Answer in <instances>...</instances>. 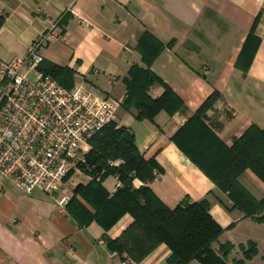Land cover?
<instances>
[{"label": "crops", "instance_id": "0c3cea01", "mask_svg": "<svg viewBox=\"0 0 264 264\" xmlns=\"http://www.w3.org/2000/svg\"><path fill=\"white\" fill-rule=\"evenodd\" d=\"M64 14L65 23L58 25ZM0 17L1 58L23 57L34 38L51 32L40 50L43 61L72 68L75 84L104 96L124 98L130 66L145 67L135 50L139 37L147 30L158 38L164 46L149 68L180 97L182 106L172 114L159 110L152 120H137L135 110L121 107L113 122L134 134L140 153L161 145L155 153L160 171L154 170L149 184L160 200L174 207L185 197L206 198L211 216L224 228L218 243L253 240L258 253L246 264H261L260 225L234 209L169 138L213 93L204 120L227 146L249 126L264 127V0H0ZM163 91L161 83L149 87L152 97ZM86 178L82 184L91 177ZM239 181L255 198L264 196V183L250 170ZM103 185L112 194L119 183L109 176ZM132 185L142 182L134 178ZM75 186L72 182L70 191L60 194L58 189L53 195L5 187L0 197V264H118L107 240L119 237L131 216L125 214L108 230L95 222L79 227L58 204ZM123 254L133 264H167L170 250L160 243L138 263Z\"/></svg>", "mask_w": 264, "mask_h": 264}, {"label": "trees", "instance_id": "16d2710c", "mask_svg": "<svg viewBox=\"0 0 264 264\" xmlns=\"http://www.w3.org/2000/svg\"><path fill=\"white\" fill-rule=\"evenodd\" d=\"M66 18V14L62 15L58 25H63ZM256 21L257 18L250 37ZM2 22L0 17V26ZM163 46L158 38L145 30L135 47L145 67L131 65L123 80L125 95L121 107L135 110L137 120H152L159 110L172 114L183 104L171 87L163 84L149 68ZM38 69L65 88L75 85V72L68 66L42 61ZM153 83L163 85L164 91L158 97L149 94ZM215 96L216 93L210 95L169 140L226 194L234 209L244 217L264 223V196L255 198L239 181V176L248 169L264 183V127L249 126L232 145L227 146L204 120V112ZM89 144L91 148L85 161L78 165L91 178L85 184H77L65 204L68 214L79 227L95 222L108 230L128 214L132 222L119 237L107 240L111 251L119 255L126 253L138 263L158 244L164 243L170 250L167 264H188L193 260L200 264H226L235 245L228 241L218 243L224 228L211 216L209 201L206 198L190 201L185 197L176 206L168 207L149 186L155 177L154 170L160 171L155 160V153L161 146L159 143L140 153L134 134L111 122L94 135ZM116 159L122 162L117 166L109 163ZM109 176H115L120 183L112 194L103 185ZM134 178H138L142 185L134 187ZM233 226L231 224L228 228ZM247 246L244 253L250 259L256 255V244L248 241ZM239 247L244 250L242 245ZM234 264L242 262L238 259Z\"/></svg>", "mask_w": 264, "mask_h": 264}, {"label": "built area", "instance_id": "2783aa9c", "mask_svg": "<svg viewBox=\"0 0 264 264\" xmlns=\"http://www.w3.org/2000/svg\"><path fill=\"white\" fill-rule=\"evenodd\" d=\"M50 36L34 38L21 58L0 57V197L7 185L53 195L70 173L81 172L89 140L114 121L122 105L123 97L100 95L83 84L68 89L40 71V50ZM112 256L118 264H133L125 254Z\"/></svg>", "mask_w": 264, "mask_h": 264}, {"label": "rangeland", "instance_id": "374dc122", "mask_svg": "<svg viewBox=\"0 0 264 264\" xmlns=\"http://www.w3.org/2000/svg\"><path fill=\"white\" fill-rule=\"evenodd\" d=\"M109 96H112V95H109ZM112 97H114V96H112ZM115 98H118V99H121V97H115ZM109 162H111V161H109ZM71 175L69 176V177H72L73 175L75 176L74 177V181L72 180V179H70V180H67V181H65V184L63 183V185L59 188V190H58V192L60 193H64L65 191H70L71 190V188H72V182H73V184L74 185H77V184H79V183H83V182H85L86 180H87V178H86V176H88V174H86V173H84L82 170H81V172H76V173H70ZM66 179V178H65ZM62 190V191H61ZM60 193V194H61ZM72 193V192H71ZM225 194V193H224ZM226 195V194H225ZM227 197V196H226ZM228 198V197H227ZM229 199V198H228ZM231 204L233 205V203L231 202ZM251 219V218H250ZM254 221V220H253ZM258 225H260V229H258L259 231H260V233L261 234H263L264 233V223H258ZM262 239V241L264 242V235H262V237H261ZM248 241H253V240H247L246 242H244V243H239V244H237V245H235V247H234V249L232 250V252L227 256V260H226V264H234V260H238V259H240L241 260V262H242V264H246V261H250V260H253V258H255V256L257 255V253H258V250H257V252H256V255L255 256H253V257H251L250 259H248V258H246L245 257V251L247 250V248H248V246H247V242ZM254 242V241H253ZM255 243V242H254ZM256 244V243H255ZM240 245H242L243 246V248H244V250H242V249H240ZM262 245H263V243H262ZM256 249H257V246H256ZM263 253H264V251H263ZM260 254V253H259ZM261 257L262 256H259L258 257V260H260L261 261V264L263 263L264 264V259L262 258V260H261ZM257 261V260H256ZM256 261H253V264L255 263V264H259V263H257ZM200 264V263H199Z\"/></svg>", "mask_w": 264, "mask_h": 264}]
</instances>
